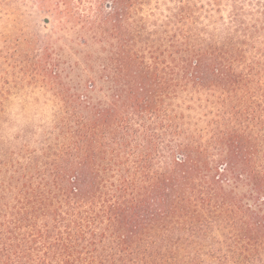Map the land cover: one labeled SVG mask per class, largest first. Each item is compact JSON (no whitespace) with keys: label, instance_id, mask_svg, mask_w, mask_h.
Wrapping results in <instances>:
<instances>
[{"label":"trees","instance_id":"trees-1","mask_svg":"<svg viewBox=\"0 0 264 264\" xmlns=\"http://www.w3.org/2000/svg\"><path fill=\"white\" fill-rule=\"evenodd\" d=\"M136 1L40 70L70 109H0V264H264V0Z\"/></svg>","mask_w":264,"mask_h":264},{"label":"rangeland","instance_id":"rangeland-1","mask_svg":"<svg viewBox=\"0 0 264 264\" xmlns=\"http://www.w3.org/2000/svg\"><path fill=\"white\" fill-rule=\"evenodd\" d=\"M132 1L136 10L137 1ZM185 1L144 0L141 11L161 24L178 13ZM112 8V0H0V109L11 111L15 129L44 124L55 109L72 107L66 100L78 85L74 74L52 79L40 70L54 59L75 68L73 54L86 53L78 47L84 34L94 43L92 49L100 47L95 29L87 32L81 23L94 21L100 11L109 13Z\"/></svg>","mask_w":264,"mask_h":264}]
</instances>
